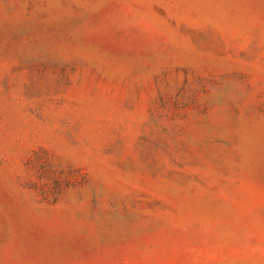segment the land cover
Listing matches in <instances>:
<instances>
[{"label": "rangeland", "instance_id": "374dc122", "mask_svg": "<svg viewBox=\"0 0 264 264\" xmlns=\"http://www.w3.org/2000/svg\"><path fill=\"white\" fill-rule=\"evenodd\" d=\"M0 264H264V0H0Z\"/></svg>", "mask_w": 264, "mask_h": 264}]
</instances>
